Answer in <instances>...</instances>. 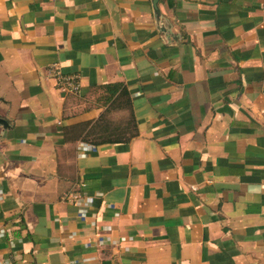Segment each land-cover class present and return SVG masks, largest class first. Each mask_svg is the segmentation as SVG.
I'll use <instances>...</instances> for the list:
<instances>
[{
	"label": "crops",
	"instance_id": "0c3cea01",
	"mask_svg": "<svg viewBox=\"0 0 264 264\" xmlns=\"http://www.w3.org/2000/svg\"><path fill=\"white\" fill-rule=\"evenodd\" d=\"M114 84L135 136L85 154ZM2 225L4 264H264V0H0Z\"/></svg>",
	"mask_w": 264,
	"mask_h": 264
},
{
	"label": "trees",
	"instance_id": "16d2710c",
	"mask_svg": "<svg viewBox=\"0 0 264 264\" xmlns=\"http://www.w3.org/2000/svg\"><path fill=\"white\" fill-rule=\"evenodd\" d=\"M105 90L107 95L105 100L110 103H121L123 108L128 110V121L132 125V132L130 135L125 136L123 131H117L115 128H109L106 121L103 119V113H101L98 118L93 122L82 123L73 128V137L79 139L82 142L88 143L92 146H97L100 144H114V143H127L134 136V127L129 111V102L127 101V94L124 89L119 84L109 85L101 87Z\"/></svg>",
	"mask_w": 264,
	"mask_h": 264
},
{
	"label": "built area",
	"instance_id": "2783aa9c",
	"mask_svg": "<svg viewBox=\"0 0 264 264\" xmlns=\"http://www.w3.org/2000/svg\"><path fill=\"white\" fill-rule=\"evenodd\" d=\"M47 77L54 83V88L58 92L62 93H68L71 95H76L79 93V78L77 75H63L57 67H50L47 70ZM81 150L85 152H89L92 150V145L90 144H83ZM84 154V155H85ZM61 200L69 204L71 206L77 207L79 202L85 201L86 198L85 196L80 193L79 191H71L68 193H65L62 197ZM8 235V231L4 225L0 226V240L4 241L6 240V237ZM0 264H4V261L0 259Z\"/></svg>",
	"mask_w": 264,
	"mask_h": 264
},
{
	"label": "rangeland",
	"instance_id": "374dc122",
	"mask_svg": "<svg viewBox=\"0 0 264 264\" xmlns=\"http://www.w3.org/2000/svg\"><path fill=\"white\" fill-rule=\"evenodd\" d=\"M105 93V92H103ZM97 90L92 91L90 94V102L95 106L102 107L103 119L108 124L109 128H115L117 131H123L125 136L130 135L132 132V125L128 121L126 109L123 108L121 103H110L106 101V94Z\"/></svg>",
	"mask_w": 264,
	"mask_h": 264
}]
</instances>
